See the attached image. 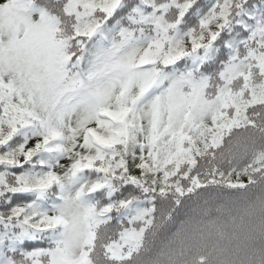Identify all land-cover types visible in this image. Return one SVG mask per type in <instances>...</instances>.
Returning a JSON list of instances; mask_svg holds the SVG:
<instances>
[{"label":"snow or ice","instance_id":"1","mask_svg":"<svg viewBox=\"0 0 264 264\" xmlns=\"http://www.w3.org/2000/svg\"><path fill=\"white\" fill-rule=\"evenodd\" d=\"M0 264H264V0H0Z\"/></svg>","mask_w":264,"mask_h":264}]
</instances>
